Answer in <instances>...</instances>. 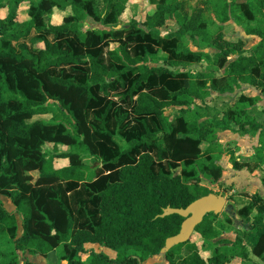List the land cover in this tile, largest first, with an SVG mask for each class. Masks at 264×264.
Listing matches in <instances>:
<instances>
[{"label": "trees", "instance_id": "obj_1", "mask_svg": "<svg viewBox=\"0 0 264 264\" xmlns=\"http://www.w3.org/2000/svg\"><path fill=\"white\" fill-rule=\"evenodd\" d=\"M188 1L158 0L145 22L124 25L132 0H0V196L22 219L20 230L0 200V264H35L21 263L19 253L49 262L60 248L67 264H145L157 257L179 264L185 250V264H230L235 256L255 264L240 238L219 240L214 224L226 214L208 215L194 233L212 247L209 258L194 236L161 254L184 222L178 215L160 218L164 211L187 209L214 194L208 180L226 184L220 156L205 145L214 146L219 132L233 131L258 136L257 158L264 154V124L247 112L261 98L240 95L239 109L212 115L208 98L233 94L242 85L264 97V0L209 2L222 25L254 23L246 31L258 40L251 49L214 37L202 11L183 15ZM98 2L104 10L96 8ZM25 3L27 18L21 21ZM54 7L70 8L59 25L46 21ZM168 18L180 27L163 35ZM87 21L103 29L85 30ZM188 33L216 53L191 51L183 41ZM160 52L167 56L162 64ZM203 59L212 68L193 78L189 67ZM197 101L208 107L204 114L192 110ZM172 109L180 115L166 124ZM43 116L51 119H35ZM232 160L235 171L259 169ZM56 161L67 164L57 169ZM237 198L249 201L235 206L243 224H264L261 196L234 192L229 200ZM4 238L13 249L2 246ZM87 245L109 249L116 258ZM252 255L264 262V234Z\"/></svg>", "mask_w": 264, "mask_h": 264}, {"label": "rangeland", "instance_id": "obj_2", "mask_svg": "<svg viewBox=\"0 0 264 264\" xmlns=\"http://www.w3.org/2000/svg\"><path fill=\"white\" fill-rule=\"evenodd\" d=\"M27 2H31V1H35V0H26ZM158 0H154L153 2H149V0H132V2L129 5V8L127 10V12L124 14L123 16V21L122 23L124 25L129 24L132 20H136L140 23L145 22L147 16H149L150 14L152 15L154 10L156 9V3ZM211 0H192V1H188L185 4V9L181 12L183 15H187L190 18H192V16L194 15L195 12L198 11H202L204 13V16L206 17V19L209 21V25H208V29L209 31L214 35V37H217L219 35L223 36V40L226 42H231V43H238L240 41H243L246 45V49H251L257 42L258 40L253 38L252 36L247 35L246 31L249 27L253 26L254 23L249 22V21H245L241 24H237L235 21H231L228 24H221L218 22L216 16H215V11H214V4L209 3ZM96 8L98 10H104V3L102 2H98L96 4ZM20 10V17L19 19L21 21L26 20L27 18V10H28V3L23 4V6L19 9ZM70 13V8H68L67 10H61L58 7H54V10L52 12V14L50 16L47 17L46 21L49 23H52L53 25H59L63 18L67 17ZM5 12H3L1 14V17H5ZM179 27L177 22L174 19L168 18L167 20V26L163 28L162 30V34L166 35L172 32H176L179 30ZM121 26L117 27V29H120ZM84 29H103L102 26L100 25H96L94 23H92L91 21H87L84 24ZM184 43L188 46V48L193 51V52H202V53H206V54H215L216 51L213 49H209V48H205V47H200L201 44L199 41L197 40H193L191 37V33H188L186 35V37L184 38ZM167 56L160 52L159 54V63L158 64H162L164 63V61L166 60ZM209 68H212V64H210V62L206 59H203L201 61V63L191 66L189 67V71L191 76L194 78L197 74V72L203 70H207ZM218 73H220L221 75L224 73V71H217ZM240 95H245L248 97H260L261 101L254 107L248 109V115L255 118L258 122L263 123L264 124V97L260 95L259 91L250 87V86H246V85H242L239 89H237L235 91V93L233 94H227V95H216L213 94L211 96H209V105H211V108L209 110H211V112L209 114L212 115L213 111H229L230 109H234L237 110L239 109L238 107V101H239V97ZM197 108L193 107L192 110H197L199 112H201L202 114H204V111L206 110L205 106L203 105V103L201 101H197L196 102ZM50 109L52 110L51 112H57L58 106H56L53 103H50ZM207 107V106H206ZM208 108V107H207ZM58 113V112H57ZM166 124H168L170 121H172L175 117L180 115V110L179 109H172L166 112ZM37 119H41V120H49L51 119V116H43V117H36ZM240 121H243V117H240ZM235 126V125H234ZM235 131L238 129L237 126L234 127ZM233 132V131H232ZM223 132H219V134H221ZM242 137H245L244 134H240ZM218 138V136H217ZM224 136H222V140H223ZM256 138V139H255ZM259 137H253L251 136V138L249 140H245L246 142L243 141H238V142H231L226 144L224 147V151L225 152H229L230 154H237V149L238 151L240 150L238 145H248V148L250 150H255L256 148H259V143L255 140H258ZM224 141H229L228 139H225ZM256 142V143H255ZM256 144V145H254ZM217 145V144H215ZM214 145V146H215ZM258 146V147H255ZM206 148L212 152V146H207L205 145V150ZM220 149H218L217 151L219 152H223V149L221 147H219ZM46 150L47 151H53V146L52 145H47L46 146ZM59 151L61 152H67L69 151L68 148L66 147H60ZM256 153V152H255ZM254 158V157H253ZM67 164V162H63V161H56V168L60 169L63 166H65ZM258 172L259 174V179L260 180H264V171L259 168V169H255L253 171V173ZM208 184L206 186H208V188L210 190H212L215 194L216 193H220L223 192L224 196L227 198H231L230 196H226V195H231L230 191L227 190V188H229L230 186H227V184L224 183V185H218L216 186L214 183L210 182L208 180ZM234 187V186H233ZM234 189V188H233ZM257 194V193H256ZM0 200L4 203V206L6 207V209L13 215L16 216L17 218V222L20 225V230H21V225H22V219L21 216L16 212L15 206L12 204V202L6 198V197H1L0 196ZM230 203V200H229ZM232 205L229 204V207H227L225 214H227L228 216H230L233 221L236 222H240V219H238L235 215V208L234 206L231 207ZM239 208H236V210H238ZM194 236V235H193ZM195 237V236H194ZM194 239V238H193ZM194 242H196L199 245H202V241L200 238L195 237ZM1 244L2 246H4L5 248H9L10 250L13 249V244L10 241L9 238H4L1 240ZM87 250H93L96 253H104L107 256H109V258L111 259H115L116 258V253L106 249L104 247L98 246V245H87L86 246ZM212 247L209 245H202V255L205 258H209L210 254L208 252H210L209 250H211ZM56 254H58V257H56ZM61 248L58 249L56 252H54L51 256H49V259H53L50 260L49 262L46 263L47 260H45L44 258L37 256V257H33L30 256L28 254H22L19 253V260L21 263H25L26 261L35 263V264H67L65 261H63L61 259ZM188 253L187 251H183L182 255L180 257H177V262L179 264H185L186 259H187ZM162 258L161 257H157V258H153V259H149L145 264H162L163 261H161Z\"/></svg>", "mask_w": 264, "mask_h": 264}, {"label": "crops", "instance_id": "obj_3", "mask_svg": "<svg viewBox=\"0 0 264 264\" xmlns=\"http://www.w3.org/2000/svg\"><path fill=\"white\" fill-rule=\"evenodd\" d=\"M222 136H224L222 140ZM229 141H224L225 139H228ZM251 136L245 135V137H242L240 134L234 133L232 131H226L221 134H218V138L215 144V146H212V153L220 156V161L218 164L224 169V180L227 184V186H234L233 191H230L231 195L226 196H232L234 192H245L249 193L250 196L255 195L256 193L261 196L264 199V184L262 183V180L259 179V173H250L249 170H242V171H235L233 169V159H236L237 162L244 164L249 163L252 167L261 168L264 171V154L262 159L257 158V149L250 150L248 148V145H238L240 150L237 149V154H230L229 152L224 151V146L228 143L249 140ZM256 139V138H255ZM259 143V139L255 140ZM256 143V142H255ZM256 145V144H254ZM221 147L223 149V152L217 151ZM258 147V146H255ZM256 152V153H255ZM254 157V158H253ZM218 186V185H216ZM215 194V193H214ZM217 194V193H216ZM228 200L227 207H229V204H231L234 208L241 209L243 206L247 205L249 203L248 200H244L241 198H237L234 201L230 200L229 198L225 197ZM225 208V211L227 209ZM225 211L222 214H225ZM221 214V215H222ZM236 215V214H235ZM226 217H229L232 220V224L227 222L225 220ZM226 217H221L215 224L214 228L219 234V240H226L229 242H234L236 239L240 238L243 242V246L247 248V251L249 253V257L252 261H254L255 264H264L262 260L252 255V251L256 243L259 241L260 237L264 234V224L258 225L254 229H251L250 226L245 225L240 222L233 221V219L226 214ZM236 217L240 219L237 215ZM93 246V245H90ZM47 263V261H46ZM230 264H246V261L239 258L238 256H235L231 258Z\"/></svg>", "mask_w": 264, "mask_h": 264}, {"label": "water", "instance_id": "obj_4", "mask_svg": "<svg viewBox=\"0 0 264 264\" xmlns=\"http://www.w3.org/2000/svg\"><path fill=\"white\" fill-rule=\"evenodd\" d=\"M228 200L224 193L211 194L192 203L187 209H171L164 211L160 218H166L172 215H178L184 219L180 233L167 240L165 248L162 250V256H165L174 247L188 243L198 226H200L205 217L210 214L221 215L227 207Z\"/></svg>", "mask_w": 264, "mask_h": 264}]
</instances>
